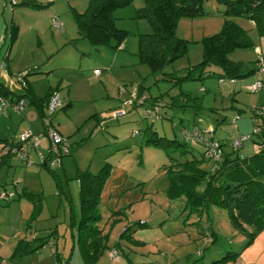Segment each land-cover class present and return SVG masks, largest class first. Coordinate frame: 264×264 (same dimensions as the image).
<instances>
[{
    "label": "rangeland",
    "instance_id": "1",
    "mask_svg": "<svg viewBox=\"0 0 264 264\" xmlns=\"http://www.w3.org/2000/svg\"><path fill=\"white\" fill-rule=\"evenodd\" d=\"M46 1L57 3L37 12L15 7L36 24L17 49L25 48L31 61L38 60L28 77L33 78L41 105L48 89L57 88L61 104L50 116L51 127L71 149L61 157L63 166L51 169L54 174L38 168L35 154H31L34 167L30 169L15 156L0 167V194H16L8 203L0 200V264H64L70 256L69 264H84L79 250V242H84L78 241L76 234L82 212L99 217L87 220L96 231L92 236L104 247L92 264H210L227 251L240 252L246 238L233 228L226 211L209 206L203 212L188 203L185 193L169 192L168 178L161 170L169 163L165 149L144 142L160 137L184 141V129H212L226 153H230L233 140L246 137L237 154L251 156L259 136L254 134L249 109L264 106V87L252 94L246 85L257 78L264 83V73L228 83L215 76L199 79L200 73L193 67L202 60V40L219 33L226 21L246 31L253 41L252 49L230 55L247 70L254 69L258 61L264 65V36L248 18L225 16V7L211 0L204 6L207 16L178 19L176 36L186 42V51L162 74L152 75L138 58L139 36L153 33L143 17L146 0H132L131 5L113 13L115 26L127 32L122 49L117 50L92 46L80 37L73 14L83 13L89 0ZM7 3L10 9L16 4L14 0ZM6 17L9 22L8 11ZM15 23L20 24L18 15ZM94 71L100 76L95 77ZM188 75L192 81L178 82ZM134 91L138 101L128 104ZM182 94L197 99L198 109L192 102L185 103ZM153 105H160L159 116L150 111ZM23 109L33 114L35 128L41 131L34 110ZM236 115L239 119L233 122ZM147 129L155 134L150 135ZM187 147L200 156V146L187 142ZM41 149L47 156V150ZM106 164L110 174L100 191L99 204L90 199L83 210L80 181H85L86 172L97 176ZM22 184L29 197L19 199ZM143 221L147 223L144 227L140 225ZM72 222L74 230L70 229ZM208 234H215L217 241L205 248ZM20 242L37 250L16 252L10 260ZM76 244L79 249H72ZM226 264H264V232L235 261Z\"/></svg>",
    "mask_w": 264,
    "mask_h": 264
},
{
    "label": "trees",
    "instance_id": "2",
    "mask_svg": "<svg viewBox=\"0 0 264 264\" xmlns=\"http://www.w3.org/2000/svg\"><path fill=\"white\" fill-rule=\"evenodd\" d=\"M209 1L211 0L145 1L143 17L151 24L153 33L152 35L139 36L138 58L141 63L147 64L152 75L162 74L166 66L173 64L186 51V42L176 36L178 19L180 17L207 16L204 6ZM212 1L225 7V16L232 15L248 18L260 31L261 35L264 36V0ZM131 3L132 0H89L88 6L83 13L73 14L80 37L92 46H108L116 50L120 49L126 39L127 32L115 26L113 13L131 5ZM202 46V60L193 67L198 69L200 73L199 79L205 76H215L219 81L234 83L250 75L260 76L258 74L259 65L262 63L259 61L254 69L247 70V67L242 62L230 59V55L234 51L252 49L254 46L248 33L235 23L226 21L219 33L202 40ZM33 71L35 70L26 71L25 84L22 87L24 96L14 98L7 89L0 85V98L8 101L11 105L23 102L25 106H33L41 120L44 131V120L48 117L45 107L49 96L55 91L51 90L47 93L46 100L41 105L38 98L30 94L28 82H26ZM185 80L192 81L193 78L188 75L178 80V82ZM256 81L261 82L262 88L264 87V83L257 78L247 84L246 89ZM134 95L133 101L130 102L132 105L136 100L138 101L136 91H134ZM182 96L185 97V103L192 102L195 105L193 108L198 109L197 99H192L189 95L182 94ZM144 103L145 101H139V104ZM159 108L160 105H153L150 111L159 116ZM249 113L254 134L259 136V141L255 143L256 149L249 157H241L237 154L242 147L243 141L235 151L232 149L234 141H238L241 138L246 140V137L233 140L230 153H226L222 148V142L214 138V130L212 129L199 130L196 127L193 130L184 129L182 131L184 141L160 137L147 139L144 142L145 146L151 145L157 149H165L169 163L162 166L161 170L168 178L169 192L175 195L185 193L188 203L194 207L202 208L203 212L209 206L225 210L233 228L246 238V242L241 247L240 252L227 251L224 257L210 264H226L230 261H235L243 253L244 249L253 244L258 235L264 232V106L252 107L249 109ZM237 119H239V115L234 117L233 122ZM49 120L51 122L50 117ZM147 130L149 131V129ZM149 134L155 133L149 131ZM187 142L188 144L200 146V156L195 155V151L191 147L188 149ZM213 144L220 148L219 156H215ZM0 147V150L5 152L4 155L0 156L1 167L11 157L15 156V152L19 149V142L0 141ZM171 153L175 154V156H171ZM207 163L210 165L208 168L204 166ZM43 167L51 174H54L47 166L44 165ZM109 167L106 164L97 176H89V173L86 172L85 181L83 183L80 181L79 196H81L80 204L83 210L87 209L90 199H92L93 204H99L100 191L110 174ZM199 188L200 191H198ZM92 193L94 194L91 196ZM17 194L19 199L29 197V194L23 188ZM15 196L16 194L4 202L13 201ZM87 215L88 213L82 212V219L76 230V234L79 236L78 241L83 240L82 242L84 243L79 242L81 244L80 249L78 244L74 246L80 250L81 261L84 264H92L98 259L97 255H101L104 247L97 236H92V233L95 234L96 231L90 228L91 224H87V220L91 219L92 221L99 217ZM140 225L144 227L147 223L143 221ZM74 228L75 223L72 222L70 229L74 230ZM216 241L217 237L215 234H208L207 243L204 247L207 248L208 245L214 244ZM27 247L24 242H20L16 246L15 253H32L37 250L35 248L33 250L28 245ZM86 247L90 249L86 250ZM200 254L199 252L198 256ZM67 261L64 264H67Z\"/></svg>",
    "mask_w": 264,
    "mask_h": 264
},
{
    "label": "crops",
    "instance_id": "3",
    "mask_svg": "<svg viewBox=\"0 0 264 264\" xmlns=\"http://www.w3.org/2000/svg\"><path fill=\"white\" fill-rule=\"evenodd\" d=\"M45 1L46 0H21V3L18 4L17 0H14L16 4L14 7L10 9L7 3V0H0V85L3 86L5 89H7L14 98L24 96V91L22 90V87L17 83V80H16L17 74L20 73L21 71L24 72V71L31 70L32 68L36 66V63H38V60L31 61L30 59L31 57L29 58V53L25 51V48H23L22 51L18 52L17 48L21 46L23 39L26 37L24 35L30 34V32H32L33 29L35 28L36 24H35V21H31L30 23L24 11H21L20 9L15 11V7L16 6L29 7L24 10H28L30 12H37L39 11V9H43L48 6H51V4L57 3V1H55L49 4V3H46L49 1H46V2ZM7 11L11 14V20L9 22L6 17ZM16 15L19 16L20 24L15 23ZM38 16L39 15H37L36 17V23L39 22ZM28 25H29V28H28ZM27 28L29 31L27 30ZM120 49H122V46ZM13 50H14V53H13ZM15 50H17V52H15ZM11 56H12V59H10ZM32 79L33 78L29 77L28 80H26V82H28V88L30 89V94H32L33 97L39 98V96L35 95L32 82H31ZM51 90L57 92L56 91L57 88L54 89L50 87L48 89V93ZM25 107H28L34 110L36 117H37V121H39L42 127V123L38 117L36 109L33 106L26 105ZM13 109L12 107H7L3 110L2 109L0 110V114L2 115L0 116V141L7 140V141L15 142L14 139H16V137L19 134H22L26 131H30L36 134L43 133V127L41 131H38V129L35 128V125H34L35 120L32 118L33 114L30 111L22 108L20 111H16L17 113H15L14 111L15 109L14 110ZM41 147H44V149H47L48 147V140L47 138H45V136H42L39 142V152L42 154ZM4 154L5 152H2V151L0 152V156ZM31 154L36 155L37 161L34 162L32 158L31 160L34 163L38 162V156H37L36 151L34 150L30 151V154H29L30 157H31ZM17 161L19 160L17 159ZM62 164L63 163L61 162V165ZM24 166L26 167V169H30L31 167H34V164L31 166H26V165ZM38 168H44V167L39 165ZM20 188H23L25 190V186H23V184ZM25 242H28V241H25ZM72 246H73V249L76 250L75 246L74 245ZM15 249H16V246H14L12 254L9 257L10 260L14 257ZM70 260H71V256L68 258L69 262ZM68 261H67V264H69Z\"/></svg>",
    "mask_w": 264,
    "mask_h": 264
},
{
    "label": "built area",
    "instance_id": "4",
    "mask_svg": "<svg viewBox=\"0 0 264 264\" xmlns=\"http://www.w3.org/2000/svg\"><path fill=\"white\" fill-rule=\"evenodd\" d=\"M264 73V65L260 64L259 65V75ZM27 72L24 71L20 75H18L17 80L18 83L21 87L24 86L25 84V78H26ZM93 75L95 77H99L100 72L99 71H94ZM24 80V81H23ZM262 88V84L259 81H256L255 83L251 84L248 86V91L251 93H255L259 91ZM132 100L134 99L135 95L133 94ZM131 100H128V104H130ZM60 100L58 97V94L56 92H53L46 104V114L48 115L47 118L44 120V131L41 134H36L30 131H26L18 136V142H19V149L15 152V157L21 161L23 164L26 166H31L33 165V161L31 160L30 157V151L29 150H34L37 153L38 156V164L39 165H45L50 169H53L59 165H61V157L67 156L69 154V146L67 143L60 137V135L52 129L51 127V122L49 120V117L52 116L56 111L57 108L60 106ZM7 107H12L15 109V111H20L22 108L25 107L23 102H19L16 105H11L8 101L3 100L0 98V110L5 109ZM42 136H45L48 140V147H47V156H43L39 152V142L42 138ZM245 138H241L238 141L233 142L232 149L235 151L241 144L242 141H244ZM213 151L215 156L220 155V148L216 145L213 144ZM13 197V194H6V193H1L0 194V200L1 201H8L10 198Z\"/></svg>",
    "mask_w": 264,
    "mask_h": 264
}]
</instances>
